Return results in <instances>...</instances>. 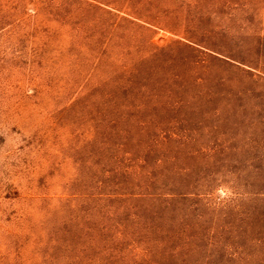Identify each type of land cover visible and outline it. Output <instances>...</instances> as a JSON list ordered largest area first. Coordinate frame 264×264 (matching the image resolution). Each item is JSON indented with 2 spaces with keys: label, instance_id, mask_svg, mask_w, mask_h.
Wrapping results in <instances>:
<instances>
[{
  "label": "rangeland",
  "instance_id": "1",
  "mask_svg": "<svg viewBox=\"0 0 264 264\" xmlns=\"http://www.w3.org/2000/svg\"><path fill=\"white\" fill-rule=\"evenodd\" d=\"M0 264H264V0H0Z\"/></svg>",
  "mask_w": 264,
  "mask_h": 264
}]
</instances>
